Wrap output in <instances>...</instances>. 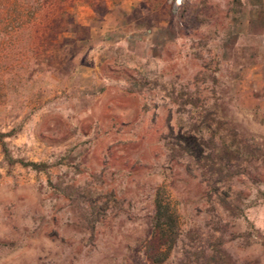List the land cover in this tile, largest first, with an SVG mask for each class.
<instances>
[{"label": "rangeland", "instance_id": "374dc122", "mask_svg": "<svg viewBox=\"0 0 264 264\" xmlns=\"http://www.w3.org/2000/svg\"><path fill=\"white\" fill-rule=\"evenodd\" d=\"M22 2L0 132L46 169L0 145V264H154L159 189L179 227L161 264H264L261 0Z\"/></svg>", "mask_w": 264, "mask_h": 264}, {"label": "trees", "instance_id": "16d2710c", "mask_svg": "<svg viewBox=\"0 0 264 264\" xmlns=\"http://www.w3.org/2000/svg\"><path fill=\"white\" fill-rule=\"evenodd\" d=\"M23 0H0V24L11 28H23L34 16L38 7L25 13ZM14 13L13 15L10 14ZM14 136V131L11 130L6 133L0 132V145L4 160L9 166L20 164L23 167H30L35 171H44L46 165L43 163L24 162L22 160L14 159L5 144V138ZM201 142V138H198ZM176 149L179 152H186L185 147L181 141L177 142ZM154 212L151 219V234L152 239L146 247V257L154 264H161L166 261L173 250L178 238L179 227L177 216L170 204L165 199L164 192L159 189L156 191L153 200ZM215 264H230L228 256H220Z\"/></svg>", "mask_w": 264, "mask_h": 264}, {"label": "crops", "instance_id": "0c3cea01", "mask_svg": "<svg viewBox=\"0 0 264 264\" xmlns=\"http://www.w3.org/2000/svg\"><path fill=\"white\" fill-rule=\"evenodd\" d=\"M261 3H263L261 5H264V0H261ZM255 17H258L257 21L262 24V26H261L262 28L260 29L261 30L260 32H262V34H264V14L258 13V15Z\"/></svg>", "mask_w": 264, "mask_h": 264}]
</instances>
